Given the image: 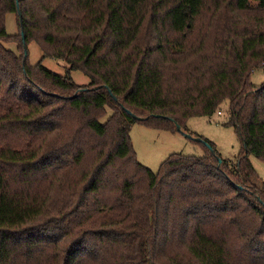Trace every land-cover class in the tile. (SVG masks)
Masks as SVG:
<instances>
[{
	"label": "trees",
	"instance_id": "1",
	"mask_svg": "<svg viewBox=\"0 0 264 264\" xmlns=\"http://www.w3.org/2000/svg\"><path fill=\"white\" fill-rule=\"evenodd\" d=\"M256 69L264 0H0V264H264ZM224 103L233 160L203 137L213 153L136 158L133 122L188 133Z\"/></svg>",
	"mask_w": 264,
	"mask_h": 264
},
{
	"label": "rangeland",
	"instance_id": "2",
	"mask_svg": "<svg viewBox=\"0 0 264 264\" xmlns=\"http://www.w3.org/2000/svg\"><path fill=\"white\" fill-rule=\"evenodd\" d=\"M6 31L8 34H16L18 31L17 20L14 13H8L5 19ZM4 46L16 51L14 42L4 43ZM42 53L35 42L27 44V60L31 65L41 61ZM41 64L58 74H65L66 64L59 59L44 58ZM71 78L79 85L88 84L89 78L81 71H70ZM250 81L254 85L264 82V72L256 69L251 73ZM227 105L222 104L221 111L211 116L191 117L186 122L188 133L192 137H203L213 144L214 151L221 157H236L240 149V141L234 128L224 126L222 123L227 118ZM130 140L135 151L136 158L152 170H157L159 164L171 153L193 154L200 156L204 153L201 142L189 138L178 131H166L151 128L140 122H133L129 131ZM197 135V137H196ZM249 159L264 181V161L254 155Z\"/></svg>",
	"mask_w": 264,
	"mask_h": 264
},
{
	"label": "water",
	"instance_id": "3",
	"mask_svg": "<svg viewBox=\"0 0 264 264\" xmlns=\"http://www.w3.org/2000/svg\"><path fill=\"white\" fill-rule=\"evenodd\" d=\"M17 14H18V16H20V9L18 8V4H17ZM21 37H22V39H23V33H22V31H21ZM22 41H23V43H24V40H22ZM24 51H25V49H24ZM25 55H26V54H24V56H25ZM126 112H128V113H129L133 118H135V119H143V118H144V117H139V116L134 115L132 112H130V111L127 110V109H126ZM173 123H174L175 128H176V130H177L178 132H181L182 134H184L185 136H187V137H189V138H194V137H192L191 134H189V133L183 131L177 122L173 121ZM194 139H195V140H198L199 142H202L203 145H204V146H205L210 152L213 153V149H212V147L210 146V144H209L208 142L202 140L200 137H198V138H194Z\"/></svg>",
	"mask_w": 264,
	"mask_h": 264
}]
</instances>
